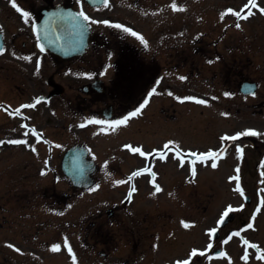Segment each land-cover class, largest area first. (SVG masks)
Instances as JSON below:
<instances>
[{
	"label": "rangeland",
	"instance_id": "obj_1",
	"mask_svg": "<svg viewBox=\"0 0 264 264\" xmlns=\"http://www.w3.org/2000/svg\"><path fill=\"white\" fill-rule=\"evenodd\" d=\"M179 1H182V8H187V9H183L182 13H181V20L180 23L183 25H188L189 21H191V19L187 18L185 15L191 11L193 9L190 8L188 6V4L191 3V1L193 3H199L198 8H196V13L198 16V19L202 22H204V25H207L209 23H213L214 26H216L214 29L215 30H221V28L223 29L225 27V25H229L228 30L230 32L226 33V37L224 41H220V43L217 45V41L215 42L216 46L220 47L223 51H225L228 54V50L229 48H233L235 46L236 43H239L240 40H242L241 42H243V46L245 51L251 55L252 61L257 63H263L264 62V13H261L259 11V9L257 8H251L252 11V15L248 16L247 19H241L240 23L246 25V29L244 30V34L243 35L242 31H238L234 25V23H238L239 19L238 17H236L234 14L231 13H227L223 19H221V13H225L226 9L229 7H233L236 8L237 10H240L243 5L245 3L248 2V0H201L199 2H197V0H176V2L178 4ZM171 3L172 0H111L110 3L103 7L102 9H100V13H96L97 10H94L95 12L92 13L90 12L91 16L94 18L93 21L95 20H104L108 17H110V15L112 17L109 18V20H112L113 22H119V23H123L125 24L127 27L131 28H137L139 26H143L144 24H147L148 27H152L154 25L160 24L163 25L165 24L166 26L175 24V20L178 19L176 17L175 14H177L178 12H175L174 9L171 8ZM242 3V4H241ZM257 3H259L261 5V7H264V0H257ZM137 5V6H136ZM157 10V12L155 13H151V10ZM249 11V10H248ZM247 11V12H248ZM246 12V13H247ZM175 15V17H174ZM208 15V17H207ZM166 17L165 20L164 19H159V17ZM194 20V19H193ZM203 20V21H202ZM13 21H9V23L11 24ZM194 22V21H192ZM222 22V25L219 24ZM196 23V22H195ZM231 25V27H230ZM98 26L103 29V31H106L105 29V24H98ZM196 31H201L204 30V28L202 26H200L198 23H196ZM195 26V27H196ZM13 27V25H12ZM112 26L108 25L107 26V32L110 31V28ZM185 27V26H184ZM194 27V28H195ZM192 28V25H191ZM193 28V29H194ZM209 29H212V26L208 27ZM97 29V28H96ZM157 29V28H156ZM98 30V29H97ZM174 32V31H172ZM214 37L213 39L218 40L219 36H216V33H214ZM242 36V37H241ZM244 36V37H243ZM27 38V37H26ZM191 40L194 41L195 39V35L193 34V39L190 38ZM113 39H111V42L109 44H106L104 46H100L97 45L96 46V50L93 51H97L100 49L99 53H94L92 50L90 51L89 55L85 58L87 60V64L86 67H88V64L91 66H94L97 63V66L99 65L98 63V59H99V55L103 53V59H105L106 57V53L108 51V49L110 48L109 46L114 47V44L112 42ZM224 42V43H222ZM234 43L231 44L232 46L228 47L229 43ZM193 44V43H192ZM199 44L196 42V45ZM195 48V42H194V46L193 49ZM198 50L201 52V47H197ZM199 53H194L193 55H188L187 53L183 54V56L186 58V60L181 56V59L178 60L180 61L179 64L176 65V67L179 69H175L174 67H172L171 70L165 72V80L169 81L170 79L173 81L175 78H177V80L180 79L181 76H185V73H189L190 68H197L199 67V65L201 66L202 62L199 61ZM257 56V57H256ZM225 59V64L224 66H222V63H219V67H218V62H215V65L213 67V70L217 71H223L225 69L224 72V77L222 75H218L214 80V83L217 82V84H213L214 90L209 91L210 94L212 95H208L205 93L204 89H208V88H204L199 86L198 89V93H199V98H202L200 95L204 96V99H207L209 101L208 104H201V103H197L195 105H193V107H191L189 100H183V103L180 104L179 106H175L173 104V99L172 98V94H169L167 92L164 93V95H161V97H151L152 101L151 103L148 105H146L142 110H141V116H140V120H144L146 118L152 119L154 120V116L157 115V113H159L161 111V108H166L169 112H173L176 114V117H182L183 119H186L184 116H188L190 118H192L193 120L196 118L198 121H202L205 123H208V125L206 127H204L202 130H210L211 133L209 134H201V139L199 141H197V138L195 136V134H193V132H190L188 130H186V125L187 123L185 121H183L180 125L179 128V132H175L172 130L173 126L165 129L163 126L160 127V129L158 130V134L160 136L164 135L167 133L166 136V140L169 139H175L177 141L180 142V144L182 145H192L195 142H199L200 145H198V147L200 146L201 148L205 149V148H209V147H213V148H217L220 145L224 144V140L226 143L228 144H232V148H235V152L233 151V149L229 152L231 158H227L226 161H224L222 163V165H216L212 174H213V180H214V186H215V190L216 192H218V189L220 187V184L224 185L225 183H227V177L226 176L230 173H233L232 170H234V167L238 161L239 163V158L240 157V150L238 149L239 146L244 142L242 139H240L239 141H230V139L224 138L222 139V137H224L225 133L230 134L233 133V130H235L238 127H242L241 125L244 124V126H249L250 124L247 123H238V119L239 117L236 116V114H231L230 118H227V116L224 115L225 112L229 113V107L232 108V111H237L239 104H243L242 101L245 100L243 97L237 95V93L235 92L237 89L235 86V82H233L232 84H230V87H226L227 81L234 77H228L227 76V71L229 69V65L231 64V62H227V58H222ZM111 58L105 59L104 61H109V63L111 62ZM89 68V67H88ZM219 68V69H218ZM111 71V70H109ZM218 71V73H219ZM246 74L251 75L250 71H247ZM111 76V72H109L108 74V79H110ZM223 80V82H222ZM229 81V82H230ZM222 82V83H221ZM237 84V82H236ZM232 85L235 86L232 90ZM188 86V85H186ZM186 86H184V84L181 85V87L185 88ZM210 89V88H209ZM231 91L233 93H235V95L233 96H225L224 93ZM157 95H159L158 92H156ZM183 96H190L189 91L183 90L178 96L182 95ZM261 94H264L263 92H259L258 93V97H260L258 100L257 98H251L250 103L255 102L254 99H256L257 101H259L260 99H262L263 97H261ZM215 103V104H214ZM240 108V107H239ZM242 109V108H240ZM250 111L251 109H249L247 111V115H250ZM178 117V118H179ZM182 119V120H183ZM156 122V121H155ZM202 124V126H205L206 124ZM213 130V131H212ZM2 131V128H1ZM0 131V132H1ZM5 131V130H3ZM96 132V131H94ZM234 135V134H231ZM64 136L63 133H60L56 136V138H62ZM1 140V139H0ZM87 142L90 144V146L92 147V151L99 154L100 156H102V158L106 157L105 154L108 153V151L112 148V147H119L117 145L121 144V143H125L126 140L123 139V137L119 136V137H111V136H107L106 134H102L101 136L99 134L94 133L93 136L91 137H87ZM62 141H68V139L66 138H62ZM62 145H64V142H62ZM247 143L249 142L250 145L252 144H256V147L259 150H254L253 147L248 148L247 153L251 154L250 156V163H248L249 168L253 169V165H255V161L258 157L256 156H260V153L262 151H264V146H257V142H253L250 140H246ZM248 143V144H249ZM112 150V149H111ZM260 152V153H257ZM8 153H11V151H8ZM228 156V155H227ZM9 157V156H8ZM28 159L30 161H32L31 163H33L35 169H33L34 175L37 173H40L43 177H41L42 181H45V185H49L47 186L48 188H46V193L49 195H54V196H61L62 192L66 191V190H70V195L73 198L75 196L74 191H72L71 187L65 182V177L63 176L62 172L59 174V172L57 171H50L49 169L46 170H42V172H38V170L36 168H39L41 166L40 162H37L35 160H33V158H29ZM130 163L131 164H135L137 163L135 159H130ZM229 161V162H228ZM13 163V162H12ZM11 163V164H12ZM7 166L11 165L9 163H7ZM174 165V164H173ZM133 165L130 166V168H132ZM229 169V170H227ZM205 170V169H203ZM186 171V170H185ZM250 171V170H249ZM255 174V170H252ZM46 173V174H45ZM177 173V172H176ZM204 173H208V175L211 173L209 172V170L204 171ZM256 175V174H255ZM59 177V179H57ZM166 178L169 177L167 176ZM10 179V178H9ZM22 178L19 180L18 183L22 182ZM32 180H34V177H28L27 178V183L30 184L31 183V187L34 186V182H31ZM252 180V179H251ZM111 181H114L111 178ZM177 183L179 184V181H177ZM184 184V183H183ZM185 185V184H184ZM226 185V184H225ZM233 185V183L228 184L226 186V191L231 189V186ZM144 186L145 183L142 182L140 184V188L139 190V194H135L134 197L135 199L133 200L132 204L130 205V207H128L129 209H127V211H131L132 209H137L134 213H132V216L134 217V221L136 224H139V219L141 218V215H144L145 210H149V211H153V215H158L159 212H166V209L169 208H161L159 210V208L155 207V202L157 200H146L145 198V193H144ZM126 187V185L124 186ZM41 189V188H40ZM232 190V189H231ZM26 193L31 194V191L25 190ZM40 192H42L40 190ZM205 193V192H204ZM122 195V191L121 192H116L115 195L112 196H105L102 197L103 199H95L93 201H90V195H85L83 198H80L77 194L76 198H74L75 203L77 205H73L71 207V211L68 213L69 218L71 220V226L76 224V222H79V211L80 209H84L87 210L86 207L88 206L87 204H91L93 207L97 208L99 207L98 205V200H104L105 202H101L100 205L103 208V219L108 218V216L106 215L104 209L107 206H112L114 204V202H119L120 201V196ZM227 195V197L225 196ZM4 196V195H1ZM223 196L226 197L225 199L227 200V202L233 199V195L232 192L231 193H223ZM229 196V197H228ZM118 197V198H117ZM133 197V198H134ZM203 197L208 198L209 195L208 194H204ZM160 200H163L164 197L159 198ZM229 199V200H228ZM146 203H145V202ZM172 203L166 204L167 207L172 206ZM223 205V200L221 199L220 201L215 200V208H214V214H213V219H215L219 214V208L222 207ZM89 207V206H88ZM146 207V208H145ZM40 209H36V211H39ZM41 211V210H40ZM43 211V210H42ZM172 209L169 213L172 214ZM121 213V212H120ZM101 214V213H99ZM131 214V213H130ZM87 219L92 221V218H95L94 216L91 215V211L88 210V213L86 214ZM210 211H208L205 214L200 213L199 214V222H198V228L192 226L191 228H185L184 226L181 228L179 232H177L181 237L183 242H179L178 245L176 246V248H172L171 250L166 251L165 253L167 254L166 256L163 257V254H161V252H159L158 254H160L161 258H159V255L156 253H152L155 250L152 249V246H150V242L147 239H143V237L141 239L137 238V241H133L131 243L132 246H129L127 249L128 251L125 252L127 255H131L133 254V260L135 261V264H159L158 262H163V260L167 259V264H171L170 260L173 258V256H177L178 259L183 258L184 256H188L190 254V246L194 243L193 238H196L200 241V243L202 245L206 244V228L208 227V221L210 218ZM157 217V216H156ZM168 214L164 215L162 218H160V220H153L152 225H155V228H151L150 230H152L153 232H157V230L161 231V233L163 235H166L167 232V237H168V233H169V227H170V222L168 223ZM176 222V220H174ZM108 222L111 224V221L108 220ZM77 228L72 227L70 228V234H71V243H77V237H76V233H77ZM9 233L5 236L4 239L2 240H7V241H13L12 243H14V239H18L17 237L14 238L13 235V231H8ZM191 234H194V237H192ZM197 235V236H196ZM20 237V236H19ZM20 240H22L21 238H19ZM172 240V239H170ZM18 243V242H15ZM180 244V245H179ZM27 245V244H26ZM135 250V251H134ZM147 251L151 252L149 253V258L147 256H144ZM120 254V252H119ZM156 257H155V255ZM93 255V254H92ZM86 256L91 257L90 253H86L84 254V258L81 260V258L78 260V264H90L91 261L89 262L88 259H86ZM0 257L3 259V261H0V264H15L16 259L14 260H10L9 261V257L6 253L1 252L0 251ZM69 264H76V262H74L71 257L69 256ZM149 259V261H148ZM57 262L56 264H67V259L66 256H58L56 258ZM99 259H95V261H97ZM147 260V261H146ZM155 261V262H153ZM219 263V262H217ZM216 263V264H217ZM98 264V263H97ZM101 264H106V262H101Z\"/></svg>",
	"mask_w": 264,
	"mask_h": 264
},
{
	"label": "snow or ice",
	"instance_id": "obj_2",
	"mask_svg": "<svg viewBox=\"0 0 264 264\" xmlns=\"http://www.w3.org/2000/svg\"><path fill=\"white\" fill-rule=\"evenodd\" d=\"M10 2L23 14V19L25 21H29L32 18V12L26 11L23 7L20 6L19 3H17V0H10ZM102 2L104 3L105 6H107L109 3V0H102ZM83 3H84V0H80L81 7H80L79 11L72 12L71 10H68V13H67V15L69 17H71L73 20H75L79 24L81 30H83L84 28L90 27V24L85 23V22L93 21V19H94L86 11H84ZM253 7L259 9V11L261 13H264V7H261V5L259 3H257V0H248V2L245 3L243 5V8H241L240 10H237L236 8H233V7L227 8L225 13H221V19H223L227 13L234 14L238 18L247 19L248 16L253 14L251 11V8H253ZM171 8L174 10H177V11L183 10L182 6L180 4H178L176 2V0H172ZM245 9H248L249 11L247 13H245V11H244ZM52 15L55 16L57 14L52 13ZM94 22L98 23V24L111 25V26L118 28V29H123L125 32L131 33L132 35L138 37L144 43L145 46H147L149 43L148 40L140 32L134 31L133 28L127 27L123 23L113 22L112 20H109V19L95 20ZM46 24H47V22H46ZM235 26L237 28L242 27V25L239 23H237ZM2 27L3 26L0 25V28H2ZM34 28H35V31L37 33V38H39V32H40L39 25H34ZM40 47L43 48L44 47L43 44H41ZM3 51H5V49L0 47V52H3ZM13 54H15V53H13ZM31 58H32L31 56L27 57V59H29V60ZM217 59H219V58H217ZM82 75L91 76V75H95V73H82ZM180 79L186 80V79H188V77L181 76ZM155 92H156V88H153L151 90V92L149 93V96H151ZM256 94H257L256 92H252L253 96H255ZM224 95L225 96H233V95H235V93L228 91V92H225ZM46 99L47 98L44 96H38L35 98V101L33 103L27 104V105H20V107L16 108L12 114L16 115L17 113H19L21 116H23L24 113H22L20 111L21 108H25V107L35 108L37 104H39L41 101H44ZM176 99L177 100H193V101H198L201 104H208L209 103V101L207 99H200L197 96H183V97L176 96ZM148 102L149 101L147 99H145L144 102L138 108L135 109V111L129 112L127 115H125L121 119L98 120L95 116H93V117H91L89 122L90 123L94 122V123H98V124H102V125H106V126H116V127H118L120 125H126L129 121V117L136 116L137 114H139L141 112V110L148 104ZM224 115L227 116V115H229V113L225 112ZM25 127H28V125L25 124ZM102 131L107 132V131H109V128L105 127L102 129ZM31 132L35 133V135L37 137H40L41 139H43V137L41 136V132L35 126L31 127ZM245 134H252V135H256V136L262 135V133L260 131H258L256 128L249 127L244 131H237L234 135H231V136H229V134L225 133V135H224V137H222V139L227 138V139H231V140H236L238 137L244 136ZM9 142L14 143V144H21V143L29 144L28 140H26V139L25 140L16 139V140H11ZM4 143H5L4 140H0V144H4ZM48 143H52V141H48ZM29 146L33 147V149L35 150L34 145H29ZM170 146H174V147H170ZM123 147L125 149L131 150L132 153H139L143 157H150L153 155V153H155L156 155L163 158L164 160L168 159V153L169 152H174L175 155L180 158V166L181 167L184 166V161H185L184 152H185V150L181 147L180 142L175 140V139H169L162 145V147L154 148L151 151H146L144 149L143 145L134 146L132 143H125L123 145ZM187 151L191 154V157H193V159L191 160V175L193 177L196 176V174H197V167H196L197 160H200V161L207 163L209 157H213L216 159L219 158V152L215 151V150H211V149L208 151H202V152L201 151H194L192 149H187ZM240 151H241V154H243V148L242 147H241ZM213 166H215V165H213ZM237 172H239V168H237ZM144 173H151V183L153 185H155V191L156 192L162 191L161 185L157 182L158 173L156 171H153L152 167H149V166L141 167V168L133 171L127 177V180L131 181L135 177L140 176ZM57 179H59V177ZM230 179H232V178H230ZM234 179H239V177L238 176L234 177ZM115 183L116 184H123V183H126V181L122 180V179H118L115 181ZM99 187H100V185L97 184L96 188H99ZM90 190H94V189H90ZM137 190L138 189H137L136 185L133 183L130 190L127 193V198H131L133 196V193H135ZM239 190L241 192H243V188H240ZM154 194L155 193H153V195ZM170 195H171V193H170ZM261 204L264 205V197L261 198ZM241 207H243V205H241ZM232 211H233V206L231 204H229L227 206V208L224 210L221 217L219 218L218 223L223 224L225 222V217H228L229 213ZM253 219H255V217H253ZM182 223H183L185 228H191L193 226L194 222H190L189 220H183ZM247 227L251 228V227H253V225L251 223H249L247 225ZM208 231L210 233L215 234L217 232V228L211 227L208 229ZM235 235L239 236L240 233L237 232V233H235ZM231 239H232V236H229L228 240H231ZM226 242L227 241H225V243ZM243 242H244V244L249 245L250 247H252L254 249H258L259 253H260L259 258L264 259V248H261V246L258 243H253L251 240H249L247 238H245ZM63 244L67 246V251L69 253H71V259L74 262H76V264H78L77 255H76L75 251L73 250V246L70 243L67 236H64ZM9 247L15 249L17 252L22 251V249L19 248L15 243H9ZM61 247H62L61 243H53L51 245V249L53 251H60ZM157 247H158V245H157ZM211 248H212V244L209 243L208 248L205 249L204 251H207L208 249H211ZM198 252H201V250L198 248H193L191 250V255L188 258L176 259L174 261V264H190L192 257H195ZM215 255L217 257H225V256H228V253L226 251H217L215 253ZM209 258H211V257H209ZM229 259H231L230 256H229ZM242 259H244L245 261H247L249 259V253H248L247 249H245Z\"/></svg>",
	"mask_w": 264,
	"mask_h": 264
},
{
	"label": "flooded vegetation",
	"instance_id": "obj_3",
	"mask_svg": "<svg viewBox=\"0 0 264 264\" xmlns=\"http://www.w3.org/2000/svg\"><path fill=\"white\" fill-rule=\"evenodd\" d=\"M55 0H41V4H39L36 0H32L31 1V5H30V9L32 12L36 13L35 15H38V13L46 6L48 5H52L53 2ZM67 5H73L77 8L81 7L80 4V0H66L65 1ZM85 4V2L83 3V5ZM105 35V33H103L101 36ZM98 38V36H97ZM179 52V51H177ZM28 55V54H27ZM29 57V55H28ZM30 60L32 61H37L40 60L39 58H31ZM150 67L147 68V70L145 71V86L146 88H148L151 83H157V75L161 72V68L156 66V64H152V62L150 61ZM3 70L5 69V67H2ZM175 69L177 70L178 68L175 67ZM7 70V69H5ZM62 70V75L63 77H67L68 79L71 77V64H65L63 66ZM165 70H167L165 68ZM179 70V69H178ZM73 79H74V83H67V88L68 89H73L76 88L78 89L79 95L78 96H74L71 95L70 93H67L64 97V105L67 108L68 112H67V117L70 120L71 118L73 119H79L80 121V128L83 125V120L84 118H86L87 113L93 114V115H100V110H95L93 111L92 109H89L88 112V106H90L91 104L97 103L98 100L95 99L94 97H91L92 91L94 90V87L92 85V83H86L87 80V76L85 75H81L79 73L74 74L73 75ZM259 81L262 82V86L261 88L264 89V81H263V76L261 74H259L258 78ZM182 79L177 80L178 84L181 83ZM81 82H83V84H81ZM20 84L22 85V81H20ZM20 86V85H19ZM18 87V85H17ZM176 88H178L179 86H175ZM164 89V88H163ZM169 90L171 89V87L168 88ZM89 92V97L87 95V93ZM20 96V95H19ZM261 97H263L260 101H257L255 103L256 105H259L260 108H256L255 113L259 110L260 113L264 112L263 106H264V95L261 94ZM89 101V104H88ZM102 102V101H101ZM32 103L29 102V104ZM71 104H74V106L72 107ZM124 106H120L119 108L122 109ZM73 111V116L71 115V112ZM115 113V111H114ZM29 118V117H27ZM129 199V198H128ZM15 207H17L18 209H20L22 211V217L24 218L26 216H28V212H26V209L28 208V203L23 201V200H16L14 202ZM6 206L4 205H0V209H5ZM28 219V218H27ZM44 224H41V227H37L38 226V221L37 220H29L25 223V226H22L21 230L19 231V235L27 240H31L32 243L28 244L30 249L28 250V248H24L26 251H31L32 253H27L24 256V260H22V264L26 263L27 260H29L30 264H35L36 259L38 257L39 252L43 253V257H45V253L44 250L46 248V242L48 241L47 239H45L43 242L45 243H38V238L40 235H43L44 232L47 230L45 227H43ZM27 227V228H26ZM132 246L131 245V240L130 238L122 244H118V249L122 250L124 252L128 251V247ZM126 264H129L130 261H126Z\"/></svg>",
	"mask_w": 264,
	"mask_h": 264
},
{
	"label": "water",
	"instance_id": "obj_4",
	"mask_svg": "<svg viewBox=\"0 0 264 264\" xmlns=\"http://www.w3.org/2000/svg\"><path fill=\"white\" fill-rule=\"evenodd\" d=\"M65 16L62 21L64 22V26H66V34L70 33L71 38L69 40H65L61 43H55V46L60 50L64 51L67 48L74 50L80 49V47H84L87 45L88 40V29L85 36H79V24L73 20L71 17L67 15L68 11H65ZM82 19V18H81ZM67 51V50H66Z\"/></svg>",
	"mask_w": 264,
	"mask_h": 264
}]
</instances>
